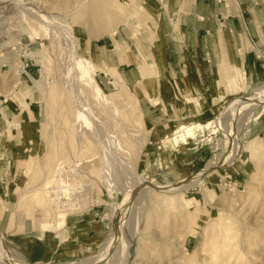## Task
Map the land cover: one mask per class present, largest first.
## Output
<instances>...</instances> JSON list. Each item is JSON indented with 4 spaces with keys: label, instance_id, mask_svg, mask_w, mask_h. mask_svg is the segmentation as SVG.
I'll return each mask as SVG.
<instances>
[{
    "label": "rangeland",
    "instance_id": "374dc122",
    "mask_svg": "<svg viewBox=\"0 0 264 264\" xmlns=\"http://www.w3.org/2000/svg\"><path fill=\"white\" fill-rule=\"evenodd\" d=\"M173 1L0 0V264H264V51L172 75Z\"/></svg>",
    "mask_w": 264,
    "mask_h": 264
},
{
    "label": "crops",
    "instance_id": "0c3cea01",
    "mask_svg": "<svg viewBox=\"0 0 264 264\" xmlns=\"http://www.w3.org/2000/svg\"><path fill=\"white\" fill-rule=\"evenodd\" d=\"M160 12L162 63L172 75H180L194 57L199 58L210 37L216 49L244 51L242 66L250 50L264 51V0H174L168 12ZM218 32L227 38L222 46ZM100 48L109 51L105 45ZM109 55L108 62L116 67L132 63L125 51L119 53L114 46Z\"/></svg>",
    "mask_w": 264,
    "mask_h": 264
},
{
    "label": "bare ground",
    "instance_id": "6f19581e",
    "mask_svg": "<svg viewBox=\"0 0 264 264\" xmlns=\"http://www.w3.org/2000/svg\"><path fill=\"white\" fill-rule=\"evenodd\" d=\"M144 93H145V92H144ZM249 102H251V101H249ZM254 102H255V101H254ZM247 104H248V103H247ZM247 104H244V105L242 104V105H243V106H246Z\"/></svg>",
    "mask_w": 264,
    "mask_h": 264
}]
</instances>
